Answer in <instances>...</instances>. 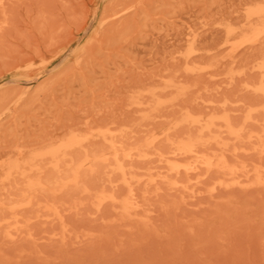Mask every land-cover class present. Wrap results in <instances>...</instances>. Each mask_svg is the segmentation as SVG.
Instances as JSON below:
<instances>
[{"label":"rangeland","instance_id":"rangeland-1","mask_svg":"<svg viewBox=\"0 0 264 264\" xmlns=\"http://www.w3.org/2000/svg\"><path fill=\"white\" fill-rule=\"evenodd\" d=\"M255 7L264 0H0V264H264V113L244 122L264 107ZM187 116L244 129L215 133L233 176L190 158L172 161L187 172L168 167L165 138L199 133ZM111 144L126 182L112 159L70 181ZM128 189L127 212L102 198Z\"/></svg>","mask_w":264,"mask_h":264},{"label":"bare ground","instance_id":"bare-ground-1","mask_svg":"<svg viewBox=\"0 0 264 264\" xmlns=\"http://www.w3.org/2000/svg\"><path fill=\"white\" fill-rule=\"evenodd\" d=\"M246 18H248L250 21L254 23L255 22L264 23V7L253 8V10H250L247 13ZM257 91H259L264 98V83L262 86L257 88ZM6 98L7 97L0 98V107L6 103ZM256 111H261L264 113V107L248 110L247 114L244 117V122L250 121L252 119L251 114ZM186 123L187 125H191L195 127L199 133L197 137L187 138L185 141L174 140L169 137L165 138L170 149L168 153V157H166V160L168 162V167H170V169L182 168L184 172H187L188 167L175 165L174 162L172 161L190 158L193 159L195 162H197L200 166L205 167L207 171L216 170L217 172H220L223 175L233 176L235 171L230 165L226 164L225 148L223 144L219 143V140L217 139L218 137L215 136V133L221 134V132H225V134H227L229 138L238 140L243 135L244 129H242V127L239 128L234 127L226 116H221V117L208 116L206 119L203 120H199L187 116ZM205 134H207L206 138L204 137ZM250 137L251 135H249V138ZM210 143H213L220 148V153L216 155L213 159L211 158V156H208L207 153L202 152L204 145ZM72 145L73 142L69 141L66 144H64L62 148L64 149L69 148ZM110 149H111L110 153H98V155H89L88 153H86L84 157L81 159V161H79L78 164L75 165L74 170L72 172L73 176L70 179V181L73 183L76 181L77 173L81 165L86 166L87 169H89L90 171H94V169L92 168L98 165V163H105L109 159H112V161L115 164L114 170L119 173L121 180L123 182H126L127 178H126L125 168H123L120 162L121 161L119 154L120 147L111 144ZM45 153L50 155L51 157H55L57 152L56 150H48L45 151ZM136 154L138 156H141L138 152H136ZM67 155L68 153H63V157ZM123 156H127V153L123 154ZM53 168L56 170V172H60V170H58L57 160L53 164ZM178 170L179 169H177V172H179ZM40 186L41 183L39 182V180H34V181L29 180L26 187L30 188V187H40ZM132 192H133L132 189H128L127 196L122 199L115 198L112 195L103 196L102 198L104 200L109 201L112 204L118 205L122 211L127 212L130 209L135 208L137 205V203L133 199ZM25 196L26 195H24L23 197ZM33 198H34V194H29L24 202L22 203L19 202L14 205H11L10 210H19L22 209L23 207H28L32 203Z\"/></svg>","mask_w":264,"mask_h":264}]
</instances>
